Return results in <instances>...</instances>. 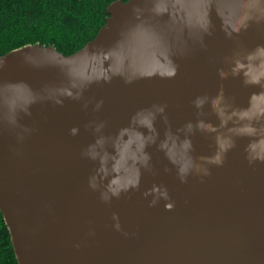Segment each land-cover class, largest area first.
<instances>
[{
  "label": "water",
  "instance_id": "95a60500",
  "mask_svg": "<svg viewBox=\"0 0 264 264\" xmlns=\"http://www.w3.org/2000/svg\"><path fill=\"white\" fill-rule=\"evenodd\" d=\"M70 55L0 57V212L18 264H264V0H115Z\"/></svg>",
  "mask_w": 264,
  "mask_h": 264
},
{
  "label": "trees",
  "instance_id": "16d2710c",
  "mask_svg": "<svg viewBox=\"0 0 264 264\" xmlns=\"http://www.w3.org/2000/svg\"><path fill=\"white\" fill-rule=\"evenodd\" d=\"M115 0H0V57L25 45L70 55L92 40ZM0 264H18L0 212Z\"/></svg>",
  "mask_w": 264,
  "mask_h": 264
}]
</instances>
